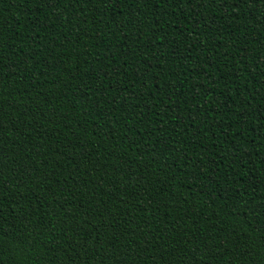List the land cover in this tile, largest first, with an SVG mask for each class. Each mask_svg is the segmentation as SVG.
<instances>
[{
	"label": "trees",
	"instance_id": "obj_1",
	"mask_svg": "<svg viewBox=\"0 0 264 264\" xmlns=\"http://www.w3.org/2000/svg\"><path fill=\"white\" fill-rule=\"evenodd\" d=\"M0 264H264V0H0Z\"/></svg>",
	"mask_w": 264,
	"mask_h": 264
}]
</instances>
